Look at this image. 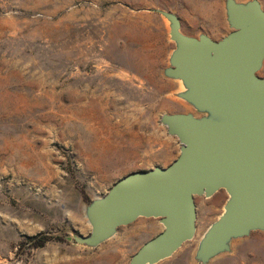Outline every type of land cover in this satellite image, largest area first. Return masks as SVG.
Returning a JSON list of instances; mask_svg holds the SVG:
<instances>
[{
    "label": "rangeland",
    "instance_id": "obj_1",
    "mask_svg": "<svg viewBox=\"0 0 264 264\" xmlns=\"http://www.w3.org/2000/svg\"><path fill=\"white\" fill-rule=\"evenodd\" d=\"M224 2L0 0V264H128L162 231L138 218L95 248L71 239L90 234L91 200L179 154L160 117L176 113L183 87L163 76L174 43L153 10L217 41L231 31ZM227 198L196 196L193 239L157 264H198L196 246ZM40 236L49 240L34 247ZM230 248L209 264H264V231Z\"/></svg>",
    "mask_w": 264,
    "mask_h": 264
},
{
    "label": "water",
    "instance_id": "obj_2",
    "mask_svg": "<svg viewBox=\"0 0 264 264\" xmlns=\"http://www.w3.org/2000/svg\"><path fill=\"white\" fill-rule=\"evenodd\" d=\"M231 29L215 41L188 36L178 16L153 10L169 23L174 49L163 76L181 82L176 96L194 113L163 114L160 123L177 139L179 154L166 167L132 172L84 209L90 234L72 232L77 245L95 248L138 218L158 219L162 231L143 243L128 264H157L196 232L195 197L224 190L223 212L194 253L209 264L231 242L264 231V9L258 0H225Z\"/></svg>",
    "mask_w": 264,
    "mask_h": 264
},
{
    "label": "crops",
    "instance_id": "obj_3",
    "mask_svg": "<svg viewBox=\"0 0 264 264\" xmlns=\"http://www.w3.org/2000/svg\"><path fill=\"white\" fill-rule=\"evenodd\" d=\"M176 113H193L192 107L186 102H180Z\"/></svg>",
    "mask_w": 264,
    "mask_h": 264
},
{
    "label": "trees",
    "instance_id": "obj_4",
    "mask_svg": "<svg viewBox=\"0 0 264 264\" xmlns=\"http://www.w3.org/2000/svg\"><path fill=\"white\" fill-rule=\"evenodd\" d=\"M59 239H62V238H59ZM30 240H34L33 242L34 247H42L49 240V237L40 236L38 238H32Z\"/></svg>",
    "mask_w": 264,
    "mask_h": 264
}]
</instances>
